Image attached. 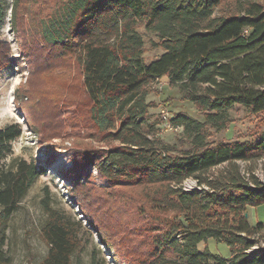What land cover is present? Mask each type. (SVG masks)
I'll use <instances>...</instances> for the list:
<instances>
[{
	"label": "trees",
	"instance_id": "1",
	"mask_svg": "<svg viewBox=\"0 0 264 264\" xmlns=\"http://www.w3.org/2000/svg\"><path fill=\"white\" fill-rule=\"evenodd\" d=\"M21 0L11 3L12 26ZM10 4L0 0V27ZM35 39L65 62L76 60L85 105L76 119L91 126L98 137L117 141L105 149L82 148V163L94 165L110 187L141 186L157 228L144 261L150 264H264L247 254L263 223L253 225L248 206L264 203V182L243 174L239 160L264 154V132L257 142L209 140L210 129L232 121L235 104L264 112V3L260 0H55L40 19ZM140 26L153 31V46L163 51L144 55ZM33 38V39H34ZM10 43L0 40V69L9 66ZM56 55V58H58ZM55 56V54H54ZM70 62V61H69ZM178 86L181 99L191 101L203 116L176 113L170 120L182 127L189 146L179 148L158 133L146 113L148 85L162 76ZM70 113V114H71ZM22 132L18 122L0 127V262L10 257L3 246L9 218L20 207L47 165L20 157L5 164L12 141ZM222 165V168H216ZM194 177L202 189L185 190ZM78 177L76 184L81 183ZM55 202V201H54ZM46 221L42 236L48 250L38 264H96L94 249L87 262L79 256L81 221L41 198ZM83 216H88L79 203ZM87 224L107 247L110 241L91 217ZM87 228V227H86ZM125 236H130L124 233ZM214 238L231 248L229 258L201 242ZM207 244V243H206ZM100 250V247H99ZM123 256L128 257L125 253ZM142 260L138 254L133 257Z\"/></svg>",
	"mask_w": 264,
	"mask_h": 264
},
{
	"label": "rangeland",
	"instance_id": "2",
	"mask_svg": "<svg viewBox=\"0 0 264 264\" xmlns=\"http://www.w3.org/2000/svg\"><path fill=\"white\" fill-rule=\"evenodd\" d=\"M7 1L10 6L0 27V40L10 43L11 63L0 69V127L18 122L22 132L12 141L13 150L3 162L8 165L24 157L46 164L47 169L7 222L3 249L10 260L0 264H38L45 256L48 245L42 236V225L47 214L41 203L45 193L52 203L65 208L73 220L83 223L84 226L78 228L84 248L78 254L84 260L90 261L94 249L96 264H150L144 261V255L151 246L150 237L158 232L152 224L159 221L153 219L152 222V212H149L152 210L144 196L147 191L141 192V186L110 187L94 165H86L78 158L77 153L84 147L105 149L119 142L98 137L93 127L84 126L78 119L71 123V112L75 111L74 116L80 117L85 105L76 60L68 57L65 62V58L61 59L57 52L49 51L47 45L34 38L40 19L52 11L55 0H21L16 15V23L20 25L15 27L11 23L13 0ZM140 31L145 40V57L152 59L160 54L163 49L152 45L157 35L145 26H140ZM148 90L146 101L152 105L146 113L147 121L156 123L158 133L166 141L187 148L189 143L182 134V127L171 128L168 123L176 113H189L203 119L201 113L191 101L181 99L178 86L171 85L166 75L150 83ZM229 113L232 121L227 127L209 130L212 143L221 140L255 143L260 139L264 132V112L254 113L244 105L235 104ZM238 162L243 174L254 173L264 182V154L254 160ZM220 168L222 165L216 170ZM78 177H82L81 183L76 184ZM182 186L187 191L202 189L194 177L185 179ZM79 203L84 206L87 217L103 230L110 247L89 227ZM247 212L250 221L263 223L247 254L264 258V203L255 208L248 206ZM206 245L214 253L231 256V248L224 241L210 238L199 247ZM124 253L128 257L123 256ZM138 254L143 256L142 260H133Z\"/></svg>",
	"mask_w": 264,
	"mask_h": 264
},
{
	"label": "built area",
	"instance_id": "3",
	"mask_svg": "<svg viewBox=\"0 0 264 264\" xmlns=\"http://www.w3.org/2000/svg\"><path fill=\"white\" fill-rule=\"evenodd\" d=\"M168 126L171 127V128H176V129H178V127H176V126L171 122V120L169 121Z\"/></svg>",
	"mask_w": 264,
	"mask_h": 264
},
{
	"label": "crops",
	"instance_id": "4",
	"mask_svg": "<svg viewBox=\"0 0 264 264\" xmlns=\"http://www.w3.org/2000/svg\"><path fill=\"white\" fill-rule=\"evenodd\" d=\"M260 1H262L263 3H264V0H260ZM250 207H257V206H250ZM259 221V220H258ZM253 225H256V221L254 220V221H250Z\"/></svg>",
	"mask_w": 264,
	"mask_h": 264
},
{
	"label": "water",
	"instance_id": "5",
	"mask_svg": "<svg viewBox=\"0 0 264 264\" xmlns=\"http://www.w3.org/2000/svg\"><path fill=\"white\" fill-rule=\"evenodd\" d=\"M246 215H248V212H246Z\"/></svg>",
	"mask_w": 264,
	"mask_h": 264
}]
</instances>
